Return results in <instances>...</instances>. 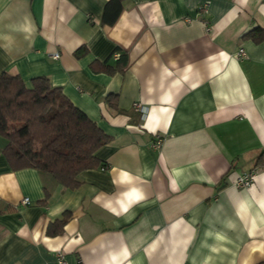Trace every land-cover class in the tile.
Here are the masks:
<instances>
[{
    "label": "crops",
    "instance_id": "1",
    "mask_svg": "<svg viewBox=\"0 0 264 264\" xmlns=\"http://www.w3.org/2000/svg\"><path fill=\"white\" fill-rule=\"evenodd\" d=\"M108 1L0 0V73L45 77L108 138L68 189L0 136V264H264V0H123L110 25Z\"/></svg>",
    "mask_w": 264,
    "mask_h": 264
},
{
    "label": "trees",
    "instance_id": "2",
    "mask_svg": "<svg viewBox=\"0 0 264 264\" xmlns=\"http://www.w3.org/2000/svg\"><path fill=\"white\" fill-rule=\"evenodd\" d=\"M123 0H109L102 22L112 24L122 9ZM264 35V33H262ZM264 41V36L256 39ZM84 53V49L76 55ZM125 55L119 53L114 68L121 70ZM115 106V105H114ZM0 136L6 144L3 155L12 169L33 168L49 175L61 186H79L80 172L99 165L97 150L107 136L83 112L76 108L45 77H36L27 87L17 75L0 73ZM261 154L257 162L261 160ZM64 216L58 231L67 222Z\"/></svg>",
    "mask_w": 264,
    "mask_h": 264
},
{
    "label": "built area",
    "instance_id": "3",
    "mask_svg": "<svg viewBox=\"0 0 264 264\" xmlns=\"http://www.w3.org/2000/svg\"><path fill=\"white\" fill-rule=\"evenodd\" d=\"M198 12L201 14V13H205L206 12V6H201L198 8ZM115 59L118 58V54H114L113 55ZM59 57L58 53H55L52 55V58L53 59H57ZM234 57L237 58V59H240V58H244L245 57V53L243 51V49H238L237 52L234 54ZM134 107L136 108V110H142V107L138 104H135ZM162 142H163V138L160 137V136H155V140L154 142H152L151 144V148L154 149V150H158L161 145H162ZM253 178H254V173L252 172H249V173H246V174H243L242 176L238 177L234 183L235 187L237 188H248L251 186L252 184V181H253ZM29 203L28 199L27 198H24L22 200V204L23 205H27ZM57 259H56V262L57 264H66L64 258L62 257L61 253H58L57 255Z\"/></svg>",
    "mask_w": 264,
    "mask_h": 264
}]
</instances>
